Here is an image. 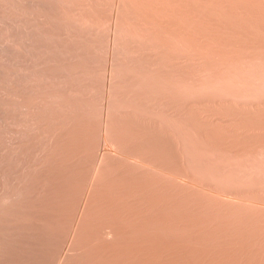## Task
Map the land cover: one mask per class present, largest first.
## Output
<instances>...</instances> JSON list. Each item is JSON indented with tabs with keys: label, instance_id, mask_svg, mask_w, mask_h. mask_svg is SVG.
Listing matches in <instances>:
<instances>
[{
	"label": "bare ground",
	"instance_id": "6f19581e",
	"mask_svg": "<svg viewBox=\"0 0 264 264\" xmlns=\"http://www.w3.org/2000/svg\"><path fill=\"white\" fill-rule=\"evenodd\" d=\"M194 1L199 9H205L203 1ZM209 16L210 22L195 25L192 33L207 36L202 42L211 57L233 64L254 58L253 52L247 56L241 49L256 53L264 49V43L251 41L249 36L258 30H252L248 21L227 16L220 30L211 23L217 18ZM257 24L252 25L255 28ZM221 34L229 37V43ZM151 42L165 48L164 40ZM179 42L201 45V41L189 39ZM126 43L116 37L110 40L117 51L128 50ZM203 49L191 48L195 56L208 57ZM256 55L264 64V55ZM109 62L105 110L113 101L121 108L127 97L126 75L112 68L122 63ZM129 62L145 63L139 55ZM203 66L195 72L156 68L149 72L153 96L142 93L132 98L147 97L151 106L170 113L175 131L183 122L193 132L197 149L214 147L233 156L264 151V102H195L199 90L214 92V83L219 81L217 64ZM128 76L139 84L148 75L136 72ZM197 77L210 79L205 89L176 90L167 84ZM43 105L41 100L31 108L21 104L22 112L30 115V125L15 130L17 137L10 148L16 163L4 167L1 260L6 259V252L24 264H264V194L258 189L227 192L194 178L183 165L182 141L159 120L107 110L101 121L94 122L67 108L66 112L63 106L60 113L49 115ZM180 106L185 111H179ZM244 145L248 151L239 148ZM182 146L190 147L186 142ZM13 215L27 217L14 219ZM198 217L202 218L199 222L195 220ZM21 247L28 248L23 255L29 253L23 256Z\"/></svg>",
	"mask_w": 264,
	"mask_h": 264
},
{
	"label": "rangeland",
	"instance_id": "374dc122",
	"mask_svg": "<svg viewBox=\"0 0 264 264\" xmlns=\"http://www.w3.org/2000/svg\"><path fill=\"white\" fill-rule=\"evenodd\" d=\"M118 1L0 0V188L6 181L4 167H14L11 164L16 163L10 148L17 137L15 130H25L30 125V115L26 111L22 112L23 103L31 108L41 100L44 112L49 115L60 113L62 109L66 111L67 108L77 116H84L94 122L101 121L107 110L111 114L126 111L159 120L167 129L175 131L170 113L151 106L152 101L147 97L137 100L132 95L146 93L149 97L153 96L154 82L149 78V72L156 68L163 71L195 72L204 69L205 64L218 65L219 81L214 83V92L199 90L198 99H193L195 102L206 99H223L233 103L264 102V64L256 55H264V49L258 53L241 49L242 54L247 56L253 52L254 58L231 64L211 57L212 54L207 50L209 47L202 42L208 39L205 34L192 33L195 25L210 22L209 15L217 18L215 23H211L223 30V20L230 16L251 23L252 30H258L249 36L251 41L264 43V0H201L205 6L203 10L197 7L194 0H145L148 2L146 5ZM118 7L122 9L118 10ZM256 23L254 28L252 24ZM113 37L126 41L129 49L113 50L110 44ZM226 38L229 37L224 38L229 43ZM181 39L197 43L201 41V45H184L179 42ZM154 40L166 41L165 48L157 47L151 42ZM191 48L195 51L204 48L202 52L208 57L195 56ZM67 51L75 55L69 57ZM226 53H229V49ZM137 55L143 56V65L129 62L131 57ZM111 59L122 63H116L112 68L126 75L124 88L127 97L121 108L113 101L105 110ZM136 72L147 73L146 80L139 84L131 81L129 73ZM209 80L197 77L191 81L167 84L176 90L205 89ZM183 108L180 106L179 111H185ZM175 134L182 145L186 142L190 146L184 148L180 144L179 149L185 156L184 167L194 178L227 192L258 189L264 194L263 150H257L254 155L242 152L233 156L214 147L203 146L197 149L193 132L187 130L183 122L178 123ZM26 148L30 149V146ZM239 148L248 151L246 145ZM212 152L219 153L220 158ZM201 216L207 218L209 215ZM15 217L27 216H12ZM201 219L195 218L198 222ZM0 241L5 240L0 238ZM27 249L21 247L20 251ZM4 253L6 259L0 261L8 260L5 264L11 261V264H24L19 263L14 254Z\"/></svg>",
	"mask_w": 264,
	"mask_h": 264
}]
</instances>
